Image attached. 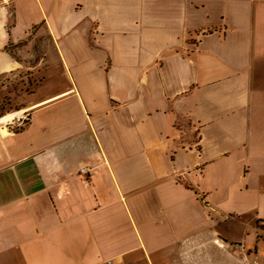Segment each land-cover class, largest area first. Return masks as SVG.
<instances>
[{
    "label": "crops",
    "instance_id": "1",
    "mask_svg": "<svg viewBox=\"0 0 264 264\" xmlns=\"http://www.w3.org/2000/svg\"><path fill=\"white\" fill-rule=\"evenodd\" d=\"M260 220L264 0H0V264H264Z\"/></svg>",
    "mask_w": 264,
    "mask_h": 264
},
{
    "label": "rangeland",
    "instance_id": "2",
    "mask_svg": "<svg viewBox=\"0 0 264 264\" xmlns=\"http://www.w3.org/2000/svg\"><path fill=\"white\" fill-rule=\"evenodd\" d=\"M14 114H10L9 118H12ZM239 168L227 159H222V175H221V192H220V206L225 208H233L234 201L233 197L239 196V193L246 190L244 186L238 183ZM241 169V168H240ZM223 196H229V198H223ZM230 224V221H228ZM257 228L260 236H263L264 232V221L260 220L257 222ZM247 226L244 224L240 227L239 233H246Z\"/></svg>",
    "mask_w": 264,
    "mask_h": 264
},
{
    "label": "bare ground",
    "instance_id": "3",
    "mask_svg": "<svg viewBox=\"0 0 264 264\" xmlns=\"http://www.w3.org/2000/svg\"><path fill=\"white\" fill-rule=\"evenodd\" d=\"M19 112V111H18ZM15 115V114H14ZM13 118V117H12ZM11 119V118H10Z\"/></svg>",
    "mask_w": 264,
    "mask_h": 264
},
{
    "label": "trees",
    "instance_id": "4",
    "mask_svg": "<svg viewBox=\"0 0 264 264\" xmlns=\"http://www.w3.org/2000/svg\"><path fill=\"white\" fill-rule=\"evenodd\" d=\"M263 221V220H262Z\"/></svg>",
    "mask_w": 264,
    "mask_h": 264
}]
</instances>
